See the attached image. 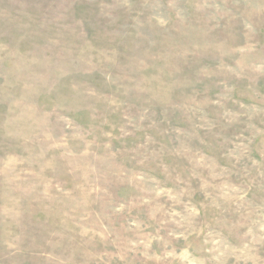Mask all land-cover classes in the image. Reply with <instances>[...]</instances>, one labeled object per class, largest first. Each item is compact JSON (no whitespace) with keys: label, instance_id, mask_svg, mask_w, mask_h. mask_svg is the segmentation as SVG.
<instances>
[{"label":"rangeland","instance_id":"374dc122","mask_svg":"<svg viewBox=\"0 0 264 264\" xmlns=\"http://www.w3.org/2000/svg\"><path fill=\"white\" fill-rule=\"evenodd\" d=\"M0 264H264V0H0Z\"/></svg>","mask_w":264,"mask_h":264}]
</instances>
